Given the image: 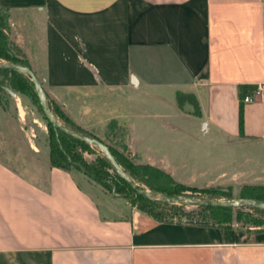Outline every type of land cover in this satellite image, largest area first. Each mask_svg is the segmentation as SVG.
<instances>
[{
	"label": "crops",
	"instance_id": "0c3cea01",
	"mask_svg": "<svg viewBox=\"0 0 264 264\" xmlns=\"http://www.w3.org/2000/svg\"><path fill=\"white\" fill-rule=\"evenodd\" d=\"M0 6L48 98L82 127L188 184H264L248 181L264 177V90L240 121L241 85L264 83V0ZM11 110L0 100V264H264V230L157 221L84 170L53 165L49 147L25 145ZM199 130L206 147L186 148ZM214 150L222 172L194 182ZM189 165L192 180L178 175Z\"/></svg>",
	"mask_w": 264,
	"mask_h": 264
},
{
	"label": "trees",
	"instance_id": "16d2710c",
	"mask_svg": "<svg viewBox=\"0 0 264 264\" xmlns=\"http://www.w3.org/2000/svg\"><path fill=\"white\" fill-rule=\"evenodd\" d=\"M9 22V9L0 6V57L9 63L30 65L27 58L24 57L22 53L13 50L8 33L10 27ZM0 83L11 87L13 90L17 89L22 92H31L36 100H38L41 107L39 97L35 91V84L29 75L14 69L0 68ZM256 88L257 85L255 84L241 85V124L243 123L244 97L246 94L253 93ZM179 98L180 100L185 98L192 100L196 106V111H200L198 101L193 94L179 93ZM50 103L53 105L56 115L64 124L79 132L86 134L90 133L83 127L76 125L74 120L69 117L67 113L62 111L58 105H55L51 101ZM48 126L50 131V156L53 165L65 169H84L90 177L101 183L109 191L126 194L131 204L149 210V216L157 221L193 222L206 225L224 227L239 226L246 229L264 230V208L253 206L244 208L194 205L193 209H189L188 207L190 205L158 202L143 194L137 193L133 186L117 172L107 156L98 155L95 160L91 162L88 161L85 159L82 152H80L79 147L82 150H88L92 145L53 126L49 120ZM89 135L92 136V134ZM109 147L119 163L128 171L134 180L137 183L142 182L148 185L153 191L168 195L184 193L191 194L192 196L197 193L201 194L205 192L210 199H216L215 197H217L213 196L207 188H198L176 181L173 176L163 168L150 163L135 164L123 152L111 145H109ZM110 169H112L113 172H111ZM241 196L264 201V184H245L242 187ZM235 211L236 215L234 216ZM234 220L236 223L233 222Z\"/></svg>",
	"mask_w": 264,
	"mask_h": 264
},
{
	"label": "rangeland",
	"instance_id": "374dc122",
	"mask_svg": "<svg viewBox=\"0 0 264 264\" xmlns=\"http://www.w3.org/2000/svg\"><path fill=\"white\" fill-rule=\"evenodd\" d=\"M10 40H11V37H10ZM12 47H13L14 51L18 52V50L16 49V47L13 44H12ZM0 61L6 62V60L1 58V57H0ZM15 91L18 94L17 98L12 97L8 92L0 90V100L2 101L4 106H6V105L7 106L8 105L11 106L12 113L17 114L18 117L20 116L19 112L22 114V116H23L22 122H23L24 127H25V134H24L25 135V141H24V144L25 145H34L35 144V145H40L41 147H49L50 154H51L50 131H49V126H48V120L45 117V114L42 111L38 100H36V98L32 95L31 92H22L21 90H17V89H15ZM50 101L53 102L55 105H58V107L62 111H64L65 113H67L69 115V117H71L70 114L67 112V110L64 108V105H62V103H58L53 98L50 97V98H48V104L52 108L53 111H54V107L50 103ZM74 122L79 127H82V125L79 122H77L75 120H74ZM185 123H186L187 127H190V130H193V128H191L192 126L189 124L188 121H186ZM84 129L87 130V132H90L89 134H92V136H98L99 138H101L108 145H111V146L115 147L116 149H118L119 151L123 152L133 163H135V164L149 163V162H146V161L142 160V158L140 156H138L136 154H133L129 150H126L121 144L114 143L113 139H111V138L109 139V137H101V136L97 135L93 131H90V130H88L86 128H84ZM191 135H192V133H190V134L186 133L185 134V146H186V148H192L195 145H198V147L200 149H204V146L206 147V145L202 141H200V139H202V140L208 139V136H209L208 134H206L203 131L199 130L198 133H195V135H194L195 137L193 139L191 138ZM207 147H210L211 150L215 149V146H207ZM79 150H80V152H82V154L84 155L85 159H87L90 162L95 160L98 155H105L104 152L99 147H97L96 145H92L91 148L88 149V150H82L79 147ZM189 155H191V154L187 153V152L185 153V157H188ZM223 155H222L220 150H216V151L214 150L213 154H211L210 159H208L206 161V162L210 163V169L208 171H206L205 176L203 175V176L200 177V175H199V177L197 179H195L197 181H194V182H202V180H205L206 177H210V176H214V175L216 176L220 172H222L220 167H216L217 165H215L212 162L217 160V158H222ZM172 158H174L173 160H175V156H172ZM152 165H154V164H152ZM155 166H157V165H155ZM82 170H84V169H82ZM164 170L167 171L168 173H170L173 176V178L176 181H178V182H181L183 184L190 185V186H196L198 188H207L210 191V193H212L213 196H217V197H215L216 199H235V198L242 197L241 196V190H242V187L244 185H241V184H237V185H228V184L195 185V184H188V183H185L183 181L178 180L168 170H166V169H164ZM110 171L113 172L112 169H110ZM194 172L195 171H194V169H192V165H189L188 168H186L184 170H181L178 173V175L182 176L186 180H192L191 177L194 176L193 175ZM254 172L257 173L258 171L255 170ZM257 178H258L257 175H254V177L251 176L248 179V181L256 182V183H263L264 182V177H260L258 179ZM138 184L141 187L145 188V189H150V187H148V185H146V184H144L142 182H138ZM111 192H113L115 195L126 197L128 199V202L130 203L132 208H135L137 211H139L141 213H144V214H146L148 216L150 215L149 210H145V209L140 208L137 205L131 204L130 199L126 196V194L116 193L114 191H111ZM228 194H230V195H228ZM194 196L195 197L196 196H200V198H210L205 192H202L201 194L197 193ZM111 197H115V196L113 195ZM115 199L119 200L120 198H115ZM111 201L113 202L115 200H111ZM119 201H115V202L119 203ZM188 208L189 209H193L194 205H190ZM244 208H245V206H244ZM235 215H236V211L234 213V216ZM233 222L236 223L235 220Z\"/></svg>",
	"mask_w": 264,
	"mask_h": 264
},
{
	"label": "water",
	"instance_id": "95a60500",
	"mask_svg": "<svg viewBox=\"0 0 264 264\" xmlns=\"http://www.w3.org/2000/svg\"><path fill=\"white\" fill-rule=\"evenodd\" d=\"M0 68L14 69L29 75L35 84V90L39 97L42 110L46 115L47 119L51 122V124L67 132L68 134L89 143L90 145H96L97 147H99L107 156V158L110 160V162L113 164L117 172L133 186V188L136 190L137 193L143 194L154 201L164 202V203H180L186 205H210V206H222V207L253 206V207L264 208V201L249 197H239L235 199H210V198L195 197L190 194H184V193L168 195L158 191H153L141 187L134 180V178L128 173V171H126L124 167L119 163V161L116 159L115 155L112 153L107 143H105L98 137L79 132L69 127L58 118L56 113L52 110V108L48 104V97L43 87L41 79L37 76V74L34 72V70L31 68L30 65L0 61ZM0 90L8 92L12 96H16V91L7 85L0 83Z\"/></svg>",
	"mask_w": 264,
	"mask_h": 264
},
{
	"label": "built area",
	"instance_id": "2783aa9c",
	"mask_svg": "<svg viewBox=\"0 0 264 264\" xmlns=\"http://www.w3.org/2000/svg\"><path fill=\"white\" fill-rule=\"evenodd\" d=\"M261 90H264V83H261L254 94H246L245 97H244V101L247 102V101H252L254 99V95L259 93Z\"/></svg>",
	"mask_w": 264,
	"mask_h": 264
}]
</instances>
